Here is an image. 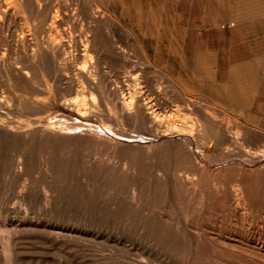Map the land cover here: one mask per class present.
I'll return each instance as SVG.
<instances>
[{
    "label": "bare ground",
    "instance_id": "1",
    "mask_svg": "<svg viewBox=\"0 0 264 264\" xmlns=\"http://www.w3.org/2000/svg\"><path fill=\"white\" fill-rule=\"evenodd\" d=\"M46 3L0 0V264H106L98 257L103 251L93 241L92 231L96 220L102 224L104 218L115 213L113 205L120 198L126 201L130 216L153 215L151 220H143L142 225L141 221L138 223L140 237L163 246L164 242L176 243L180 239L179 248H187L196 256L206 239L258 238L262 241L258 249L264 259V131L243 120L244 126L238 131L242 133L240 137L254 138L247 143L248 150L236 155L233 151L234 156H213L212 149L206 148L205 138L231 134L219 123L215 124L218 118L205 108L190 104L186 95L182 94L184 100L172 108L171 99L165 97V91L162 96L161 88L159 91L154 83H149L151 86L144 92L132 84L130 90L126 89L124 82L107 87L105 69L121 59L123 48L117 45L122 41L115 36L116 29L112 31L105 23L110 18L106 12L88 11L82 16L80 34L74 36L66 26L70 24L76 29L81 20L77 22L74 13L64 9L58 12ZM91 4L90 9L100 6L95 0ZM101 5L105 6L102 1ZM64 25L66 29L62 28ZM262 62H255L256 77L263 72ZM182 88L179 87V93H183ZM252 92L244 93L245 109L252 100ZM103 111L108 115L106 119L115 120L111 121L113 125L105 124L106 119L100 113ZM123 121L139 123L143 131L137 135L129 133ZM237 130L235 138L239 135ZM237 140L230 143H240ZM145 168L151 171L146 180ZM32 172H36L34 182ZM157 195L164 197L168 207L163 206V211L153 214L155 209H146L150 199ZM175 198L182 203L178 206L183 205L182 221L176 226L165 216ZM11 203L25 212L19 222L13 220L16 216ZM35 208L42 212L43 218L33 216L28 220L26 213ZM258 210L262 219L256 230L251 226V216ZM222 212L226 221L209 218ZM27 239H37L40 245L28 246ZM237 256L231 262L226 261L227 264H237L233 261ZM243 260V264L252 263Z\"/></svg>",
    "mask_w": 264,
    "mask_h": 264
},
{
    "label": "rangeland",
    "instance_id": "2",
    "mask_svg": "<svg viewBox=\"0 0 264 264\" xmlns=\"http://www.w3.org/2000/svg\"><path fill=\"white\" fill-rule=\"evenodd\" d=\"M59 1L60 0H52V1L44 0L45 3L46 2L50 3L48 5L46 3L47 6L50 7L52 6L53 9L56 8V11L59 12L60 10V12H62L63 11L62 9H64L65 12L70 11L74 13L75 17L77 18V22L78 19L81 20L78 22L79 27H77L76 29H73V26H71L70 24L67 26L66 25L62 26L63 29H66L64 28L66 26L67 27L66 30L73 32L72 35L74 36L76 34H80L79 30H82L80 29L82 28L80 24L81 23L84 24L83 17L85 14H88V11L89 13L90 12L92 13L93 11L95 13L96 11L99 13L106 12L105 14L108 15L110 18H112V19L109 18V20L105 21V23L107 24L109 29H113L112 31L116 29L114 31L115 36L118 35L120 37L118 41H122L121 42L122 44L120 43L117 45L119 46L120 49L121 48L123 49H121V53H122V55H120L121 59H117L118 61L115 62L114 66L112 65L109 68L105 69V74L107 75L106 84L108 88L110 87L114 88L115 84L120 85V83L124 82L126 89L129 88L130 90V88L136 85L138 90L139 91L141 90L140 92H144L147 90V88L149 89V86H151L150 84L154 83L155 87H159V91L161 88L162 91H160V93L162 92L164 94L163 95L161 93L162 96H165L166 93L165 97L167 99L168 98L171 99L168 100L172 103V108L175 105L177 106V104L182 102L184 100L183 98L186 97L188 100L190 98L191 100V101L189 100L190 104L194 103L200 108L203 107L205 109L203 108L201 109L205 110L207 113L209 111L210 115L214 116L216 119L218 118L216 121H214L215 124L219 123V126L224 128V130L226 131L228 130L231 136L205 138V141H207L206 146H208L206 148L213 150V151L211 150V154L212 155L214 154L213 156L219 158H222L223 156L224 157L234 156L237 153L240 154V152H245L246 148L248 150V147L246 145L250 141H253L254 138L253 137L249 138V136H247L248 138H246L244 136L245 137L244 139V137H240L242 133H239L241 132L242 127L246 122H247L246 124H250V125L253 124L252 127L257 128L256 130L264 131V58H263L264 17L261 18L254 17V14L264 13V0H174V1L170 0L171 2L169 1L168 3L165 0H106V1L95 0L96 3L97 1L98 3H100V6L96 9L95 8L90 9L91 7L89 8V6L92 5L91 3H93V0L92 1L65 0L64 3L66 6L62 5L64 4L63 0L60 2ZM66 1L69 2L70 5ZM101 1L102 4H104L105 6L101 7L102 6ZM60 3L61 5H59ZM77 3L82 5L83 8L79 4L76 6ZM57 6L60 8L58 9ZM78 6L80 7L78 8ZM160 6L161 8H159ZM166 6H170V7H166ZM70 7L72 8V11ZM76 7L78 8V11ZM104 8H106L107 10ZM74 10L76 11V13L74 12ZM108 10L110 13L108 12ZM162 11L163 12L165 11V13H162ZM76 14H78L79 16ZM235 14L237 16H234ZM245 15H249V16L245 17ZM116 25L118 27L120 25L121 29L118 28ZM68 27L70 29H68ZM83 27L85 28L84 25ZM242 30L244 33L242 32ZM60 31L63 30L61 29ZM114 39L117 40V37H114ZM123 54H125L126 56ZM146 59L148 60V63ZM120 60H122V62H120ZM117 62L119 63L117 64ZM255 62H262L261 65L263 66L262 68L263 72L261 73L262 75L259 74L257 75V77L255 73V69L257 67ZM209 69H210V74H209ZM145 75L146 76L148 75L149 77L148 76L145 77ZM168 76L169 79L167 78ZM129 78L130 80H128ZM154 78H156L157 80ZM239 78H241V80H238ZM257 78L260 79L258 80ZM137 79H139L140 81ZM133 80L136 83H134ZM136 80L139 82V84H137L138 82ZM126 81L127 82L129 81L128 84L129 83L130 84L128 85ZM144 81L145 82L148 81V83L146 84ZM140 83L142 84L140 85ZM110 84L113 86H111ZM178 86L181 88L183 87L182 88L183 93H179L180 91ZM250 90L251 92L252 91L255 92H252L253 98L251 97L252 100H250L251 102L249 101L250 104L248 103V105H246L248 108L245 109L244 93L250 92ZM182 94L186 96L184 97ZM178 97L180 100L178 99ZM198 104L201 106H199ZM206 108L208 110H206ZM210 109L213 112H211ZM242 110L244 111L243 113ZM221 112L224 114L226 113L227 116L224 117L225 115H223ZM237 112L240 113L237 114ZM251 112L252 114H250ZM100 113H102L101 115L103 116V119H106L105 116L107 115V113L105 111ZM170 115H172V113ZM241 115L245 116V118L243 117L242 119ZM192 117L190 116V119ZM225 118L227 119L225 120ZM243 120L245 121L244 123ZM111 121L115 123V120L107 117L105 124L108 125V123L109 124L112 123ZM114 123L110 125H113ZM95 124L97 126L99 123L98 124L94 123V125ZM122 124L123 127L125 125L124 129L127 132L129 133L132 132L134 133V135H137V132L143 131V129L142 130L140 129L139 123L134 124L130 121H123ZM227 126H230L231 129L230 127ZM232 127H233V132H231ZM235 129L236 130L238 129L237 133H239V135L236 138L234 137V134L236 133ZM237 138L238 140L240 138L242 139L238 141ZM235 140H237L240 143L242 142L241 144L238 143L239 147L238 144L230 143L231 141H235ZM228 144H230V146ZM226 146L228 147V150ZM230 147H232V149ZM222 148H224V150ZM224 151L226 152V154L224 153ZM232 152L234 153V155H232L233 154ZM150 172L151 171L148 168H145L143 170V177H145L144 178L145 180L147 178L149 179V177L151 176ZM35 176H36V172H32L31 182H34ZM154 197H152L153 200L151 198L150 201L148 202L149 207L147 206L148 208L146 210H150V208L151 209L153 208L152 210L155 209L154 211H156L153 214H156L163 211L161 210L163 206L168 207V202H166L165 204L164 197L158 195L155 197V199ZM175 199L173 200L171 207L168 208L169 210L165 215L166 218L169 219L170 222L174 224V226L178 225L177 223L182 221V211H183V205L181 206L177 205V204H182L181 201H178V198ZM117 200H118V202L116 201L117 204L115 203L113 205V207L116 206V208H114L115 213L112 216L108 215L106 218H104L102 224L101 222L96 220L94 222L95 224L92 231L93 241L98 245L99 249L101 247L102 251L104 252V253L102 252L101 256L99 255L98 257L99 258L102 257L101 259L107 261L106 264H175L176 261L175 259L177 258L178 259L176 261V264H186V263L201 264V262L203 264L205 260L206 263L204 264H222V263L227 264L228 260H230L231 262L233 259L232 257H235L237 255H238L237 258L233 260L237 264H243L244 262L241 261L242 259H244L243 261H245V263L252 262L251 264H264L263 262L264 259H261L262 257L258 249L261 247L262 241L261 239L258 238L249 239V240L236 239L237 241L235 240L211 241L206 239V243L205 240L202 241V245L199 248L200 254H198L199 253L198 252L196 253L197 254L196 256L194 253L186 250L187 248L185 250L181 247L179 248L180 246L179 242L180 243L182 242L180 239H177L176 243L164 242L166 244L165 246H163V243H161L162 245L157 244L154 240H150V238L146 239L142 235L140 237L138 231H139V227H141L142 225V221L148 219L151 220L153 218V215L145 218L140 217V214L137 216L135 215L130 216L124 198L122 199L120 198V200L119 199ZM154 200H156V202ZM120 201H122L123 205H121L122 203H119ZM151 201L152 204H154V206L156 205L155 206L156 208H154V206L150 204ZM12 203L10 204V207H12ZM158 203H162V204H158ZM117 205L121 207L118 208ZM11 211L15 212L14 214L16 217L13 218L15 222H19L21 220L20 217L25 215L23 209L22 208L20 209V207L18 206L16 207L13 206L11 208ZM41 213H39V211L35 208V210L33 209V211L31 210L26 213V215L28 214L29 216L27 219L32 220L30 217L34 216V219L37 218L38 220H40V218H43V215L41 216ZM128 215H129L128 218L129 220L127 219ZM209 218L216 219L218 221L227 220L225 219L223 212L222 214H217V213L211 214ZM251 219H252L251 226H253V228L256 230H259V222L262 219L261 211L258 210L256 213H252ZM140 221L141 223H139ZM81 222L82 221H80L79 229L83 228L82 227L83 222L82 223ZM115 222L117 223L115 224ZM125 222L128 223L126 224ZM138 223L141 225H139ZM118 224H120V226ZM124 224H125V228H124ZM135 230L136 232H134ZM135 235L137 238L135 237ZM36 241L38 240L36 239ZM36 241L35 239H30V240L27 239V241H25V244H27L28 246L32 244L40 245V242L38 241L36 243ZM139 241L142 242L140 243ZM114 244L118 247H116ZM156 245H158V247H156ZM167 245L168 247H166ZM107 246H109V248ZM231 247L233 249H230ZM105 248H108L109 250ZM169 248H171L172 250L170 249L171 250L170 251ZM217 248L220 251L218 252L219 255L217 253L218 251ZM161 250L162 253L160 254ZM112 251H114L113 252L114 254L112 253ZM168 251H170V253H168ZM177 251L179 253H176ZM180 251L184 253L180 254ZM177 254L179 255V257H177L178 256ZM105 256H107L108 259ZM183 257L185 258V260L186 259L187 260L185 261ZM153 258L155 259L153 260ZM245 258L247 259V261ZM197 260H201V262Z\"/></svg>",
    "mask_w": 264,
    "mask_h": 264
},
{
    "label": "crops",
    "instance_id": "3",
    "mask_svg": "<svg viewBox=\"0 0 264 264\" xmlns=\"http://www.w3.org/2000/svg\"><path fill=\"white\" fill-rule=\"evenodd\" d=\"M244 3H246V2H244ZM261 7V6H260ZM263 8V7H262ZM261 8V9H262ZM244 14H246V13H244ZM244 14H241V15H244ZM241 15H239V16H241ZM230 16H232V15H230ZM234 16H237L236 14L234 15ZM246 16H249V15H245V17ZM254 16H258L259 18H261V17H264V13H258V14H254Z\"/></svg>",
    "mask_w": 264,
    "mask_h": 264
}]
</instances>
